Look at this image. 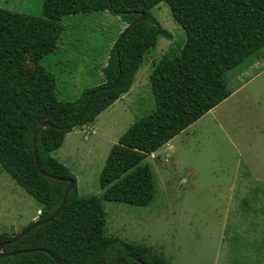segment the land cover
<instances>
[{"label": "trees", "instance_id": "obj_1", "mask_svg": "<svg viewBox=\"0 0 264 264\" xmlns=\"http://www.w3.org/2000/svg\"><path fill=\"white\" fill-rule=\"evenodd\" d=\"M163 2L185 33L184 45L152 64L154 110L112 146L99 176L101 197H83L75 176L52 152L67 133L93 123L127 93L145 54L160 37L171 38L151 12ZM104 12L118 16L126 28L101 68L102 80L73 102H61L55 72L40 62L56 52L64 18ZM142 14L146 21L137 22ZM263 48L264 0H44L40 17L0 8V167L40 206V221L56 211L74 182L52 221L15 242L11 239L18 233L0 234L1 252L33 251L0 258V264H56L46 251L61 264H100L101 259L104 264H168L150 247L108 235L100 200L147 207L156 186L142 161L226 100L231 95L227 73L249 58L260 60ZM43 123L54 128L38 131L36 161L33 135Z\"/></svg>", "mask_w": 264, "mask_h": 264}, {"label": "rangeland", "instance_id": "obj_2", "mask_svg": "<svg viewBox=\"0 0 264 264\" xmlns=\"http://www.w3.org/2000/svg\"><path fill=\"white\" fill-rule=\"evenodd\" d=\"M43 2L0 0V8L40 17ZM151 12L171 38L160 37L145 54L129 98L99 118L100 135L69 136L55 153L70 162L83 197H101L99 175L112 146L154 110L152 64L184 45L185 33L168 5ZM62 26L56 52L40 66L55 72L58 99L73 102L100 83L126 24L104 12L66 17ZM261 54V60L249 58L227 73L226 100L142 161L156 186L147 207L100 200L108 235L150 247L168 264H264V48ZM37 210L0 167V234L19 233L38 218Z\"/></svg>", "mask_w": 264, "mask_h": 264}, {"label": "water", "instance_id": "obj_3", "mask_svg": "<svg viewBox=\"0 0 264 264\" xmlns=\"http://www.w3.org/2000/svg\"><path fill=\"white\" fill-rule=\"evenodd\" d=\"M139 21H146V17H145L144 14L141 15V17L138 19L137 22H139ZM123 37H124V35L121 36V39H122ZM115 53H116V56L118 57V55H119V53H118V45L115 47ZM108 89H109V88H108ZM92 96H93V95H91L90 98H92ZM87 107H88V106L85 107V109L81 112V114L78 116V118L74 121L75 123L81 119V117H82V115H83V113H84V111L86 110ZM48 126L54 128L53 125H49L48 123H43V124L39 125V126L37 127V129L34 131V135H33V148H34V155H35V159H36V161H37V154H36V149H35V143H36V136H37V133H38V131L41 130L42 128H46V127H48ZM40 173H41V175L44 176V177H48V178H52V179H55V180H59L58 178H56V177H52V176L46 174L45 172L40 171ZM73 186H74V182L71 181L70 184H69V186L67 187V189H66L64 195H63V198H62V201H61L60 206L56 209V211H55L50 217H48L47 219L41 220V221L39 220V217H38V218H37L35 221H33V223H32L31 225H29L24 231H21V232H19L17 235H15V236L11 239V242H15V241L21 239L23 236H25L27 233H29V232H30L31 230H33L34 228H36V227H38V226H41V225H43V224H45V223H48V222L52 221V220H53V219L59 214V212L61 211L63 205L65 204L66 198H67V196H68V194H69V192H70V190L72 189ZM30 252H33V251L25 250V251H22V252H19V253H30ZM19 253H18V252H14V253H3V252H1V247H0V258H6V257H10V256H15V255H17V254H19ZM46 253H47V254H48V255L54 260V262H55L56 264H61V263L57 260V258H56L52 253H50V252H48V251H46ZM120 262H121V261H119V262L116 263V264H119ZM100 264H104V260H103V259H101Z\"/></svg>", "mask_w": 264, "mask_h": 264}, {"label": "crops", "instance_id": "obj_4", "mask_svg": "<svg viewBox=\"0 0 264 264\" xmlns=\"http://www.w3.org/2000/svg\"><path fill=\"white\" fill-rule=\"evenodd\" d=\"M261 59H262V57H261ZM260 59V60H261ZM135 79V78H134ZM133 83H134V81H133ZM133 85V84H132ZM131 88H132V86H131ZM131 88H130V90L127 92V93H125V94H123L115 103H113L110 107H108L105 111H103L101 114H99L97 117H96V119L94 120V122L93 123H91V124H87V125H83V126H81V127H77V128H74L71 132H69V133H67L66 135H65V137H64V141H63V144H62V146L64 145V142H65V140H66V138L67 137H69V136H76L77 134H79L80 133V135H83L84 133L85 134H89L90 136H96L97 134L98 135H100L99 133H101V131H100V128H99V125L97 124V122H98V120H99V118L102 116V114L103 113H105L106 111H108V110H110V108H112V107H114L116 104H120V103H122V102H124L126 99H128L129 98V96H130V94H131ZM148 115V114H147ZM81 138H82V140H84V141H86L87 139H88V137H86V136H81ZM74 141H77V139H75ZM169 143V142H168ZM61 146V147H62ZM61 147L58 149V150H56V151H54V152H52V156L53 157H55L58 161H60L64 166H66V167H68V170L70 169L69 168V161L68 160H66L65 158H63V155H60V153H59V155H56L55 156V153L56 152H59V150L61 149ZM71 170V169H70ZM71 171H73V170H71ZM74 172V171H73ZM100 176V175H99ZM37 213H40V206L38 205V210H37ZM36 213V214H37ZM36 216V215H35ZM34 219V221H35V217L33 218Z\"/></svg>", "mask_w": 264, "mask_h": 264}]
</instances>
